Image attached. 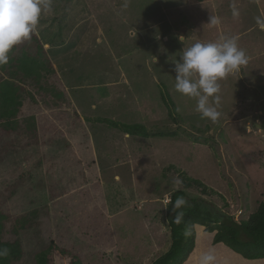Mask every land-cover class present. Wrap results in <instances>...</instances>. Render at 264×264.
<instances>
[{"label":"rangeland","instance_id":"obj_1","mask_svg":"<svg viewBox=\"0 0 264 264\" xmlns=\"http://www.w3.org/2000/svg\"><path fill=\"white\" fill-rule=\"evenodd\" d=\"M224 36L248 63L220 81L213 122L175 90V62L184 47ZM9 57L0 64V238L20 241L15 264H36L51 245L80 264H151L171 246V194L188 179L200 181L185 188L190 197L238 222L264 199V0H53ZM66 110L78 112L75 125ZM194 230L196 254L264 264Z\"/></svg>","mask_w":264,"mask_h":264},{"label":"clouds","instance_id":"obj_2","mask_svg":"<svg viewBox=\"0 0 264 264\" xmlns=\"http://www.w3.org/2000/svg\"><path fill=\"white\" fill-rule=\"evenodd\" d=\"M52 12L53 0H0V64L8 63L12 49L30 40L41 18ZM214 22L212 17L210 23ZM247 63V54L239 47L235 36H224L219 41H197L184 47L175 62L174 88L181 95L196 100V111L202 118L215 122L222 115L220 81L239 72ZM172 205L173 222L180 223L188 200L180 196ZM8 252L6 248L0 249V257L7 256ZM198 264H217L215 249L202 252Z\"/></svg>","mask_w":264,"mask_h":264},{"label":"trees","instance_id":"obj_3","mask_svg":"<svg viewBox=\"0 0 264 264\" xmlns=\"http://www.w3.org/2000/svg\"><path fill=\"white\" fill-rule=\"evenodd\" d=\"M35 44L41 50L43 49L39 40ZM8 98L12 99L11 97H7L5 101ZM164 101L174 108V104L170 99H168V102L166 99ZM65 114L67 115V119L72 121L74 125L80 119L78 112L75 110L72 112L66 110ZM97 121L119 128L125 131V133L148 136L146 127L140 124L113 121L110 118L103 117L97 118ZM196 183H200V181L188 179L184 183V188L177 189L171 194L169 205L171 209L169 213L171 246L168 251L156 258L151 264H185V262L192 264L195 252V225L204 226L206 232H214L212 237L213 244L224 243L232 251L246 259L264 260V199L259 202L256 210L249 214L247 219L238 222L226 212L213 211L210 203L205 199L190 197L186 193L185 188ZM180 196L188 200V205L182 209L184 213L182 221L175 223L173 222L175 214L172 211V204ZM15 231L17 233L18 229H15ZM3 248L8 249L9 252L7 256L0 257V264H15L22 258V247L18 239L4 240L0 238V249ZM50 249L51 251L53 250L52 254H49L45 250H39L36 253V264H54L55 256L59 258L69 257V264H80L74 256L69 255L68 250L70 249L66 247L57 248L53 245L50 246Z\"/></svg>","mask_w":264,"mask_h":264},{"label":"crops","instance_id":"obj_4","mask_svg":"<svg viewBox=\"0 0 264 264\" xmlns=\"http://www.w3.org/2000/svg\"><path fill=\"white\" fill-rule=\"evenodd\" d=\"M49 24V23H48ZM45 25H47V24H45ZM43 42V41H42ZM41 43V42H40ZM42 44V43H41ZM42 46H44L45 48H47V49H50L51 48V44L49 43V42H47V41H45L44 43H43V45ZM55 47H57V45L55 46ZM53 67L55 68V69H57V67L54 65V62H53ZM59 68V67H58ZM213 237V236H212ZM195 239H196V237H195ZM202 252H204L203 250H201V251H197V253L198 254H196V250H195V252H194V256H195V263H192V264H198V261H199V256H200V254L202 253ZM98 256V255H97ZM108 258H109V260H111V256L110 257H106V261H108ZM229 260L230 259H224V264L225 263H229ZM260 262V261H259ZM108 263H109V261H108ZM112 264V263H111ZM251 264H256V263H251ZM257 264H259V263H257Z\"/></svg>","mask_w":264,"mask_h":264}]
</instances>
